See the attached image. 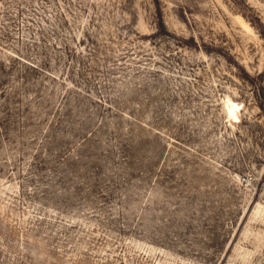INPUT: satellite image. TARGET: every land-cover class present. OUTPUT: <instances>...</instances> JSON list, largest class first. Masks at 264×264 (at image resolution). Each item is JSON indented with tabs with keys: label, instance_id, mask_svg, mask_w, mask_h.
I'll return each mask as SVG.
<instances>
[{
	"label": "rangeland",
	"instance_id": "obj_1",
	"mask_svg": "<svg viewBox=\"0 0 264 264\" xmlns=\"http://www.w3.org/2000/svg\"><path fill=\"white\" fill-rule=\"evenodd\" d=\"M0 264H264V0H0Z\"/></svg>",
	"mask_w": 264,
	"mask_h": 264
}]
</instances>
